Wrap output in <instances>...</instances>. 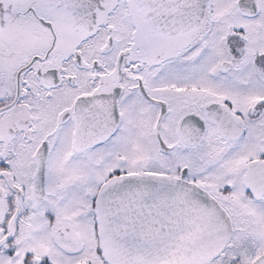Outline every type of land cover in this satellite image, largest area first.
I'll list each match as a JSON object with an SVG mask.
<instances>
[{
    "label": "snow or ice",
    "instance_id": "obj_1",
    "mask_svg": "<svg viewBox=\"0 0 264 264\" xmlns=\"http://www.w3.org/2000/svg\"><path fill=\"white\" fill-rule=\"evenodd\" d=\"M0 264H264V0H0Z\"/></svg>",
    "mask_w": 264,
    "mask_h": 264
}]
</instances>
